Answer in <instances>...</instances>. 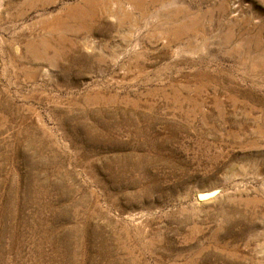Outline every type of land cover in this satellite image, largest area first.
<instances>
[{"label":"rangeland","instance_id":"1","mask_svg":"<svg viewBox=\"0 0 264 264\" xmlns=\"http://www.w3.org/2000/svg\"><path fill=\"white\" fill-rule=\"evenodd\" d=\"M0 264H264V0H0Z\"/></svg>","mask_w":264,"mask_h":264}]
</instances>
